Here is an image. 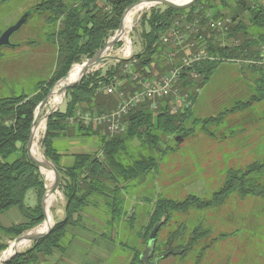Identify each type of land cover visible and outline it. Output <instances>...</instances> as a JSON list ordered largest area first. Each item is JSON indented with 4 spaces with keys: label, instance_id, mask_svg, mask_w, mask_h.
Here are the masks:
<instances>
[{
    "label": "trees",
    "instance_id": "trees-1",
    "mask_svg": "<svg viewBox=\"0 0 264 264\" xmlns=\"http://www.w3.org/2000/svg\"><path fill=\"white\" fill-rule=\"evenodd\" d=\"M138 1L42 0L31 10L33 14L44 15L46 18L47 41L56 48L57 66L52 77L38 83L32 94L0 98V216L13 208H17L23 216L21 223L11 227H4L0 222V253L8 249L3 238L15 240L45 221L43 199L46 182L40 168L29 158L27 150L38 107L55 85L68 76L75 64L84 58H94L106 47L111 36L120 29L126 10ZM223 5L229 9L228 13L222 12ZM207 13H211L217 20L231 19L232 24L224 34L223 42L234 40L239 41V44L224 45L221 39L216 43L220 35L217 33H212L211 38H208L206 31L197 36V46L206 44L210 59L183 71L180 86L183 93L190 96V107L174 114L170 100L160 103L158 111H152L147 102L131 110L124 118L126 131L112 137L105 136V127L94 124L86 126L77 118L78 112L103 115L117 109L119 102L116 97L99 90L115 83L117 79L125 81L127 91H132L133 83L131 76L125 73V66L132 65L133 73L150 80L160 78L173 67L180 66L181 56L175 63H171L170 56L176 50L163 43L164 36L185 20L191 24L199 21L205 27L208 22ZM244 13L250 16L249 24L242 16ZM142 25L145 31L142 35L143 51L140 54L130 61L116 64L104 76L101 71L86 76L80 84L68 90L65 111L59 110L50 116L43 140L44 155L64 177L66 217L49 235L36 241L31 249L20 253L8 264H38L43 257L52 258L57 251H66L73 238L68 236L69 229L81 227L83 213L91 204L101 205L102 202L105 206L107 200L113 222H118L125 213V202L119 197L122 190H129L131 183L158 170L157 157H165L168 150H174L171 142L178 144L192 135L193 131L186 126L189 122L195 127L201 125L204 131L213 136L208 131L210 125L219 124L226 115L247 110L264 100V64L250 63L262 62L264 46V7L255 4L254 0H230L229 4L226 0H198L188 10L170 7L164 10L153 9L150 15H144ZM238 62H241L243 70L259 74L255 80L257 83L253 97L247 102H237L216 118L196 117L193 108L199 90L210 81L221 64ZM194 73L199 75L198 79L194 78ZM96 137L101 139L100 151L76 154L71 166H62L63 156L59 154L55 143L57 138ZM135 141L141 142L150 153H142L128 163L122 156ZM263 173L264 160L254 163L245 171L231 170L224 187L210 199L190 195L178 201L160 196L150 223L144 229L143 237L148 246L155 227L160 225L162 230L175 214L186 215L192 211L203 213L219 208L235 193L242 198H264V183L259 181ZM105 181H110L114 187ZM31 191H35L37 198L35 206L26 204L27 195ZM159 231L154 244L153 261L159 256H165V259L172 256L186 258L210 232L200 223L193 230L188 243L180 239L181 231H178L161 244ZM206 250L207 247L198 253L197 264L201 263ZM143 254L136 251L131 264H146L142 259Z\"/></svg>",
    "mask_w": 264,
    "mask_h": 264
},
{
    "label": "rangeland",
    "instance_id": "rangeland-1",
    "mask_svg": "<svg viewBox=\"0 0 264 264\" xmlns=\"http://www.w3.org/2000/svg\"><path fill=\"white\" fill-rule=\"evenodd\" d=\"M41 1H2L0 33L15 24L24 13L30 12ZM187 1L189 0L185 2ZM165 8L164 5L151 7L136 17L130 34L134 55L143 51L142 35L145 28L142 25V18L144 15H150L153 9ZM242 16L249 24V14L244 13ZM46 26L44 15L33 14L27 24L13 36V42L21 46L1 51L0 98L30 95L38 83L48 81L54 74L57 51L47 41ZM217 34L220 35L216 43L221 40L224 43V34L218 32ZM117 35L118 32H115L111 36L106 47ZM120 37L121 41L103 54L105 57L122 55L126 51L127 40L124 35ZM89 60L84 58L79 65ZM116 64L118 62L102 65L92 70L89 75L101 71L104 76L112 67H116ZM128 68L131 71L133 69L132 65H128ZM128 68L125 66L124 70ZM258 76L259 74L246 69L240 71L237 64H221L198 93L193 108L194 115L201 119L216 118L237 102H247L255 94L254 88L257 83L255 80ZM66 104L65 98L59 110L65 111ZM55 106H47L36 123L44 119ZM186 126L193 131L192 135L178 144L172 143L171 139L170 145L174 150H168L165 157H157L158 170L131 183L129 190H122L119 197L125 202V213L118 222H113L112 211L106 204L107 200L105 206L102 202L101 205L91 204L83 213L81 227L69 229L68 236L73 238L67 250L57 251L52 258L43 257L38 264H131L136 251L145 253L147 250L148 243L143 237L144 229L150 223L156 201L160 196L178 201L190 195L210 199L224 187L229 171H245L254 163L264 160V100L247 110L226 115L219 124L210 125L208 131L213 136L204 131L201 125L195 127L189 122ZM46 130L47 123L45 130L41 132L39 143L43 156ZM105 136L110 135L105 133ZM80 142L84 148H98L100 151L101 139L98 137L82 139ZM144 148L141 142H133L127 153L122 156L123 160L129 163L142 153L149 155V150ZM67 161L68 167L74 163L71 160ZM40 171L47 186L48 177L42 170ZM61 177L62 182L57 190L60 195L51 209L57 222L63 221L66 217L67 199L64 177L63 175ZM259 181L264 183V173L261 174ZM105 183L114 187L110 181ZM36 200L35 191H31L27 195L26 204L34 206ZM200 223L210 232L186 258L172 256L158 264H197L198 253L205 247L207 250L200 264H264V198L251 196L242 198L235 193L219 208L203 213L192 211L186 215L175 214L165 228L159 229V243L166 242L178 231H181L180 239L188 243L193 230ZM15 240L2 239L3 243L8 245V249L0 253V259L11 249V244L15 243ZM34 243L22 253L31 249ZM150 262H153V257L150 258Z\"/></svg>",
    "mask_w": 264,
    "mask_h": 264
},
{
    "label": "built area",
    "instance_id": "built-area-1",
    "mask_svg": "<svg viewBox=\"0 0 264 264\" xmlns=\"http://www.w3.org/2000/svg\"><path fill=\"white\" fill-rule=\"evenodd\" d=\"M207 25L202 27L199 21L189 23L186 20L175 25L171 31L163 38V43L172 46L176 51L170 56L171 63H175L179 55L183 53L185 56L181 59L180 66L173 67L167 74L160 78L150 80L141 74L133 73L126 66L125 73L131 76L133 90L127 91L126 82L123 80H115V83L106 85L99 91L103 90L107 95L116 97L119 105L116 110L103 115H93L91 113L78 112L77 118L84 125H96L105 127V133L110 136L122 134L126 131L124 118L129 115L131 110L145 104L150 103L152 111H158L161 102L170 100L171 109L174 114L179 113L182 109L192 105L190 96L183 93L181 89L183 71L192 68L196 63L210 59L206 44L197 46V36L206 31L208 38L212 37V33L226 34L229 26L232 24L231 19L217 20L211 13H207ZM190 40H188V34ZM194 37V38H193ZM239 41L228 40L224 45L236 46ZM262 62H250L251 64H264V46L262 47ZM241 64V62H238ZM150 73V71H148ZM195 79L199 78L197 73L193 74Z\"/></svg>",
    "mask_w": 264,
    "mask_h": 264
},
{
    "label": "water",
    "instance_id": "water-1",
    "mask_svg": "<svg viewBox=\"0 0 264 264\" xmlns=\"http://www.w3.org/2000/svg\"><path fill=\"white\" fill-rule=\"evenodd\" d=\"M146 0H140L137 3H135L134 5H132L130 8H128L126 10V12L124 13L122 22H121V26L120 29L117 31L118 35L117 37L111 42L109 43V45L107 47H105L103 50H101L94 58L90 59L89 61H87L86 63L83 64V73L81 75V77L72 83H67L64 84L63 88L61 89L60 93L63 94L64 99L66 98L67 92L69 89L75 87L76 85L80 84L83 79L89 75V73L91 72V68L94 66H99V65H106L109 64L111 62H123V61H130L131 59L134 58V52L133 55L129 58H118V57H105L103 54L108 50V48H113L118 42L121 41V34L124 32V21L126 18V15L128 14V12L132 9H134L135 7L139 6L140 4L144 3ZM156 2H158L160 5H164L166 7H170V8H174V9H179V10H188L190 9L198 0H190L188 2L182 3V4H176L173 2H169L167 0H154ZM2 2V0H0V3ZM31 14L30 13H26L16 24L10 26L1 36H0V49L2 47H12L15 48L17 47L16 45H13L11 43V38L18 33L28 22L29 18H30ZM73 69V67H72ZM71 69V71H72ZM70 71V73H71ZM70 73L68 74L67 77L63 78L61 81H59L55 87L50 91L48 97L43 101V103L38 107L36 114H35V121L32 127V133H31V137H30V141L28 143L27 146V150H28V156L31 159V161H33L39 168L40 170L42 168H50L51 170H53L54 172V182L51 186H46V194L44 196L43 199V210H44V215H45V222H47L49 220V213L52 216V224L48 227V229L44 232H40V233H33L30 234L31 232H34L37 228L28 231L27 233H24L22 236H20L19 238H17L15 240V244L17 246V248L19 246H21L24 242L26 241H31L32 243L43 239L44 237H46L47 235H49L53 229L55 228V226L59 223L57 222L53 215H52V210H50L47 206L48 203V199L50 196H52L55 192H57V190L60 188L61 182H62V177L61 174L59 172V170L57 169V167L55 166V164L53 162H51L50 160H48L45 156L43 158V160H38L35 158L34 153H33V136H34V129H35V125H36V121H37V114L39 112H42L48 105L49 100L51 98V96L53 95L56 87L61 84V83H65L66 80L68 79ZM63 99V101H64ZM59 107L60 105L56 106L51 112L46 114V121L48 122L50 116L53 113H56L57 111H59ZM179 140V138L177 139V141ZM44 222V223H45ZM160 229V225L156 226L154 231L152 232L151 235V241L149 243V246L147 247L146 252L143 254L142 259L145 261L146 264H158L161 260L165 259V256H159L157 257L153 262H150V258L153 257L154 255V244H155V240H156V236L157 233ZM20 253H22V251H19L18 249L15 251V253L9 258L7 259L4 264H8L11 260H13L17 255H19Z\"/></svg>",
    "mask_w": 264,
    "mask_h": 264
},
{
    "label": "bare ground",
    "instance_id": "bare-ground-1",
    "mask_svg": "<svg viewBox=\"0 0 264 264\" xmlns=\"http://www.w3.org/2000/svg\"><path fill=\"white\" fill-rule=\"evenodd\" d=\"M169 2H173L176 4H182L185 3L186 0H167ZM190 1V0H189ZM188 2V1H187ZM160 5L158 2L154 1V0H146L144 3L140 4L139 6L135 7L134 9L130 10L128 12V14L126 15L125 21H124V32L121 34L122 36L124 35L126 38V42H127V47H126V51L120 55V54H115V55H110L107 57H118V58H129L133 55L134 49H133V43L131 40V33H132V27H133V23L135 22L136 17L139 15V13H141L142 11L149 9L151 7H155ZM101 65L99 66H94L91 68L90 71L95 70L97 68H99ZM83 65H75L70 77L66 80L65 83H61L59 84L53 95L51 96L49 103L47 106H51L54 107L57 103L56 106L61 105L64 99L63 94L60 93L61 89L63 88L64 84L67 83H72L77 81L82 73H83ZM55 106V107H56ZM41 112H39L37 114V120L40 119ZM46 119H42L39 120L38 123H36L35 125V129H34V136H33V153L36 159L38 160H43L44 156L42 155V153L40 152V147H39V143L41 140V132L42 130H45L46 127ZM44 174L47 175L48 177V186H51L54 182V172L53 170H51L50 168H42L41 169ZM60 195V193L57 191L55 192L52 196L49 197L48 199V203L47 206L48 208L51 210L57 200H58V196ZM53 220H52V216L49 213V220L47 222H45L41 227L37 228L34 232H31L30 234L33 233H40V232H44L48 229V227L52 224ZM32 242L31 241H26L24 242L21 246H19L17 248L15 243H12V247L11 249H9L4 255L3 257L0 259V264H4V262L9 259L14 253L15 251L18 249L19 251H24L25 249L29 248L31 246Z\"/></svg>",
    "mask_w": 264,
    "mask_h": 264
},
{
    "label": "crops",
    "instance_id": "crops-1",
    "mask_svg": "<svg viewBox=\"0 0 264 264\" xmlns=\"http://www.w3.org/2000/svg\"><path fill=\"white\" fill-rule=\"evenodd\" d=\"M255 4L258 6L264 7V0H254ZM230 0H226V3L229 4ZM222 12L228 13L229 9L225 7V5L222 6ZM188 34V40H190V34ZM181 56V59L184 58V54L181 53L179 55V58ZM178 58V60H179ZM234 64V63H232ZM237 66H239L240 71L243 70V68L240 66V64L237 63ZM245 70V69H244ZM247 70V69H246ZM244 72V71H243ZM201 90H199L200 93ZM82 139H76V138H57L55 140V143L57 145V148L59 150V154L62 155V166L67 167V160H71V162L74 161V155L76 154H82V153H95L98 151V148H92L91 147H83L82 142H80ZM85 150H89L88 152H85ZM92 151V152H90ZM70 162V161H69ZM69 164V163H68ZM71 166V165H69ZM37 199V198H36ZM37 204V200L34 202V204ZM35 204V205H36ZM34 205V206H35ZM33 206V205H29ZM23 221V216L21 215L20 211L17 208H13L9 210L8 212L4 213L0 216V222L4 227H11L13 225H17Z\"/></svg>",
    "mask_w": 264,
    "mask_h": 264
},
{
    "label": "flooded vegetation",
    "instance_id": "flooded-vegetation-1",
    "mask_svg": "<svg viewBox=\"0 0 264 264\" xmlns=\"http://www.w3.org/2000/svg\"><path fill=\"white\" fill-rule=\"evenodd\" d=\"M2 1H6V0H2ZM26 13H30L31 16H33V13H32L31 11H30V12H26ZM26 13H24V14L22 15V17H23ZM31 16H30V17H31ZM22 17H20V18L18 19V21H19ZM29 19H30V18H29ZM18 21H17V22H18ZM28 21H29V20H28ZM17 22H16V23H17ZM16 23H15V24H16ZM13 25H14V24H13ZM11 26H12V25H11ZM8 28H9V27H8ZM8 28H7V29H8ZM7 29H5L4 31H2V32L0 33V36H1V35H2ZM12 39H13V37L11 38V43H12L13 45H16V46H17V47H15V48H18V47L21 46V45H19V43H15V42H13ZM6 48H12V47H2V48L0 49V53H1V51H3V50L6 49Z\"/></svg>",
    "mask_w": 264,
    "mask_h": 264
}]
</instances>
